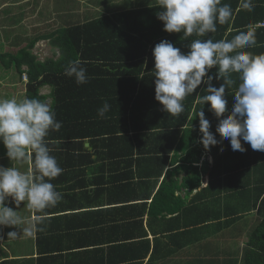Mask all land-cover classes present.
<instances>
[{
  "label": "crops",
  "instance_id": "0c3cea01",
  "mask_svg": "<svg viewBox=\"0 0 264 264\" xmlns=\"http://www.w3.org/2000/svg\"><path fill=\"white\" fill-rule=\"evenodd\" d=\"M33 1L36 0L0 3V13L18 8L6 22L4 18L0 20V41L5 40V47L0 43V53H18L38 32L72 24L75 19L84 23L93 17L88 16L93 9L96 13L110 14L158 5L157 0H142L140 6L130 2L117 6V0H39L38 7L32 11ZM56 1L61 3L60 6H52ZM253 2V10L245 11L239 7L240 0H221L233 9L229 23L218 24L215 33L204 37L185 38L182 33H175L173 45L187 53L188 45L194 39L230 40L252 26L257 43L247 51L264 53V0ZM234 4L237 5L235 8ZM46 5L53 14L43 12ZM69 8L71 10L67 11ZM22 26L30 31L37 28V32L32 35L25 32L23 37L17 35ZM32 53L44 61L58 58L60 49L46 38L36 43ZM22 70L19 73L13 67H6L0 59V99L27 98V66L24 65ZM208 74L215 77L217 69H211ZM232 79L236 83L225 91L228 109L234 103L240 83L235 74ZM222 83L223 79L212 81L217 88ZM206 87L203 83L199 86L187 131L159 130L156 140L117 143L114 124L108 118L98 117L94 110L92 115H82L76 128H70L76 133L75 137L48 138L46 142L51 154L63 169L51 183L63 198L55 207L45 210L42 230L32 237L10 238L7 233L14 229L0 230V262L244 264L249 233L262 217L258 209H243L251 205L250 196L237 194L230 197L228 187L239 183L225 176L226 169L243 162L242 159L220 158L218 154V159L214 160L210 150L206 151L198 142L202 135L197 116L200 110L212 121L210 131L218 136L215 128L219 121L215 116L211 118L213 113L209 111V104L200 103V94H206ZM51 91L49 84L42 85L37 99L52 108ZM197 101L201 104L198 109L195 108ZM62 131L66 132L67 128ZM123 132V129L119 130V134ZM190 139L196 142L189 144ZM86 141L91 144L90 149L84 147ZM5 153L6 149L0 143V165L17 167L22 172L27 170L28 163L10 161ZM16 211L26 222L34 215L26 201Z\"/></svg>",
  "mask_w": 264,
  "mask_h": 264
},
{
  "label": "clouds",
  "instance_id": "9594fccd",
  "mask_svg": "<svg viewBox=\"0 0 264 264\" xmlns=\"http://www.w3.org/2000/svg\"><path fill=\"white\" fill-rule=\"evenodd\" d=\"M157 3L161 9L157 18L163 22V30L182 33L185 38L215 33L218 24H227L233 17L232 7L221 0H157ZM239 7L252 11L254 2L240 0ZM256 43L255 30L248 26L247 31L230 40L194 39L187 53L168 40L153 48L155 100L163 112L179 116L184 112V100L202 83L207 85L200 103L209 104V111L219 121L215 133L220 139L210 131V122L200 110L197 116L202 135L198 142L206 151L228 140L233 151L244 152L243 140L253 150L264 152V53L247 51ZM213 68L217 69L215 77L208 74ZM233 74L240 83L229 111L225 91L236 83ZM65 75L74 78L77 85L89 80L87 69L78 60L68 63ZM213 79H223V83L217 88ZM109 110L110 104L105 101L97 109L98 117L106 118ZM61 127L54 110L42 100L0 99V143L6 149V157L29 165L23 172L17 167L0 165V230L14 229L7 233L10 238L32 237L41 231L46 220L43 213L63 198L51 183L63 169L46 142L50 131H59ZM84 147L90 149L91 144L86 141ZM25 201L34 214L27 222L16 211Z\"/></svg>",
  "mask_w": 264,
  "mask_h": 264
},
{
  "label": "trees",
  "instance_id": "16d2710c",
  "mask_svg": "<svg viewBox=\"0 0 264 264\" xmlns=\"http://www.w3.org/2000/svg\"><path fill=\"white\" fill-rule=\"evenodd\" d=\"M236 6L234 4L233 8ZM159 11V6L153 5L110 14L95 12L84 23L36 33L16 54L0 53L1 62L6 67L22 73V67L27 66V98H38L39 89L44 84L52 87V109L62 127L59 131H50L46 140L75 137L76 133H72L70 128H76V122L82 120V115H92L105 101L110 104V110L104 120L108 118L114 124L117 143L156 140L159 130H188V119L199 87L184 100V112L179 116L163 112L155 100L153 48L162 40L173 44L175 36V33L163 30L164 24L157 18ZM46 38L60 49V55L56 59L41 61L32 53V48L40 39ZM76 60L87 69L89 80L86 84L77 85L74 78L65 75V67ZM196 104L195 108H200L198 101ZM66 128L67 131L63 132ZM120 129L124 131L122 134H119ZM216 138L220 139L219 136ZM194 142L190 139L189 144ZM241 142L246 149L244 152L233 151L229 141L221 144L224 154L218 144L212 146L210 152L214 160L220 154V158L243 161L228 167L225 176L239 183L228 187L230 197L237 194L250 196L251 205L243 209H258L262 217L249 233L244 264H264V152L255 151L250 144ZM0 264L17 263L8 260Z\"/></svg>",
  "mask_w": 264,
  "mask_h": 264
},
{
  "label": "rangeland",
  "instance_id": "374dc122",
  "mask_svg": "<svg viewBox=\"0 0 264 264\" xmlns=\"http://www.w3.org/2000/svg\"><path fill=\"white\" fill-rule=\"evenodd\" d=\"M2 1H5V0H0V3H2ZM39 0H36V1H33V2H31V4L33 5V7H32V11H35L36 10V8L38 7V4H39V2H38ZM124 2H130V3H132V4H137V6H140L139 4H141L142 3V0H117V2H116V4H117V6H119L120 4H123ZM60 2H54V3H52V6L54 5V6H60ZM129 4V3H128ZM24 7H26V6H24ZM99 9V8H98ZM69 10H71L70 8L69 9H67V11H69ZM102 10V9H101ZM16 11H18V8H13V10L12 9H5V10H3L1 13H0V20L2 21V18H4L3 20H5V22H6V19L8 18V17H10L11 16V14L12 13H14V12H16ZM103 11V10H102ZM43 12L46 14V13H48L49 14V12H50V15L51 14H53L52 13V10H50L49 9V7H48V5H46V7H45V10H43ZM95 9H93L91 12H90V14H88V16H94V14H95ZM18 16H19V14H18ZM44 16H46V15H41V17H44ZM80 21H77V19H75V21L73 22V23H79ZM31 27H33V25L31 26ZM36 29L37 28H34V29H31V31L30 30H27V28H26V26H22L21 27V29H19L17 32H16V34L17 35H21L22 37L24 36V34H25V32H27V33H29L30 35H32V34H34V33H36L37 31H36ZM0 43H1V46L2 47H5V40H3V41H0ZM4 43V44H3ZM0 46V47H1Z\"/></svg>",
  "mask_w": 264,
  "mask_h": 264
},
{
  "label": "built area",
  "instance_id": "2783aa9c",
  "mask_svg": "<svg viewBox=\"0 0 264 264\" xmlns=\"http://www.w3.org/2000/svg\"><path fill=\"white\" fill-rule=\"evenodd\" d=\"M27 79V75L24 76Z\"/></svg>",
  "mask_w": 264,
  "mask_h": 264
}]
</instances>
